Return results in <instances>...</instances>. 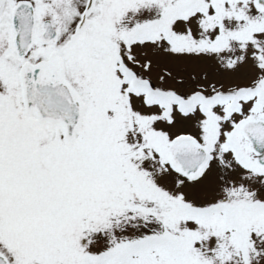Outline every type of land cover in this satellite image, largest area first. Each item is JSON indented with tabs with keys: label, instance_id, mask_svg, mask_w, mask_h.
<instances>
[{
	"label": "snow or ice",
	"instance_id": "snow-or-ice-1",
	"mask_svg": "<svg viewBox=\"0 0 264 264\" xmlns=\"http://www.w3.org/2000/svg\"><path fill=\"white\" fill-rule=\"evenodd\" d=\"M0 264H264V0H0Z\"/></svg>",
	"mask_w": 264,
	"mask_h": 264
}]
</instances>
